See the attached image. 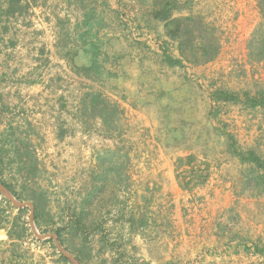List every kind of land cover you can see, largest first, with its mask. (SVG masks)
Masks as SVG:
<instances>
[{"label":"rangeland","instance_id":"374dc122","mask_svg":"<svg viewBox=\"0 0 264 264\" xmlns=\"http://www.w3.org/2000/svg\"><path fill=\"white\" fill-rule=\"evenodd\" d=\"M129 2L122 4L121 37L126 49L144 52L137 62L130 59L123 66L137 72H133L135 81L123 76L117 86L106 69L102 83L76 82L70 76L54 82L47 64L33 71V78L25 80L22 75L12 85L0 83L2 179L24 196L34 190L45 200L42 232L35 224L32 202L17 200L10 191L15 201L1 193L0 236L6 243L0 242V254H16L17 261L7 264H80L76 255L84 264H136L137 238L146 240L150 254H161L166 247L153 239L181 234L176 222L191 214H184L187 209L182 201L176 203L174 195H160L159 181L151 178L153 161L164 153L176 158L170 166L183 192L201 186L197 177L221 170L219 177L234 186L235 207L219 218V233L228 242L246 244L242 251L248 264H264V184L260 180L264 169L241 164L231 154L228 140L231 136L239 150L254 151L264 162V108L214 100L218 90L240 97L264 95V60L249 57V41L263 23L258 0H245L242 5L248 11L242 14L233 12L234 0L230 4L177 0L182 8L173 16L201 19L216 37L219 52L205 63L197 52L200 64L183 61L174 67L166 58L181 59L179 42L151 16L154 1ZM29 7L25 5V11ZM245 12L248 17L242 20ZM246 19L257 23L244 35L249 28L240 29ZM29 21L35 32L42 31L36 27L37 19L31 16ZM32 85L37 90H25ZM82 89L87 92L77 91ZM94 94L118 106L111 124L90 113L84 116L88 97ZM18 145L27 146L36 159L38 172L33 180L28 181L13 162ZM189 156L190 163L185 160ZM191 178L195 181L185 187ZM199 199L191 197L188 203L197 206ZM81 210L87 230L76 235L72 225ZM66 224L63 245L53 230Z\"/></svg>","mask_w":264,"mask_h":264},{"label":"crops","instance_id":"0c3cea01","mask_svg":"<svg viewBox=\"0 0 264 264\" xmlns=\"http://www.w3.org/2000/svg\"><path fill=\"white\" fill-rule=\"evenodd\" d=\"M222 1L230 4L233 0ZM244 1L234 0L233 4L237 6L233 8V12L242 14L243 11H248L242 5L245 4ZM124 2L130 3L129 0H24L20 8L28 4L29 9L12 12L8 1L0 0V83L12 85L22 75H26L25 80L33 78V71L44 68L47 64L56 77L54 82L70 76L76 82L89 84L101 80L99 82L102 83V79H107L106 69L111 71L107 75L115 78L117 86L121 84L123 76H129L132 82L135 81L137 72L130 67L127 71L123 66L130 59L131 62H137L141 57L140 53L144 52L138 50V54H135V50L132 52L125 48L120 28ZM245 14L246 17H242V20L248 17V13ZM31 16L37 19L36 27L42 31L33 30L29 21ZM256 23L257 20L250 22L246 19L239 29L249 28L243 33L249 34ZM248 25L251 26L246 27ZM163 52L164 56H168L166 49ZM134 57L136 59L133 60ZM152 58L149 57L150 60ZM27 66L31 68L30 74ZM92 67L94 70L90 69ZM34 86H27L25 90L35 89ZM77 91L87 92V89ZM175 160L172 155H158L153 161L156 168L151 171V178L159 181L160 195H174L176 203L182 201L181 206L187 209L183 210L184 214H191L177 220L176 227L181 234L171 237L158 234L159 238L152 240L163 243L166 247L161 254H150L144 245L146 240L137 238L139 252L134 254L136 264H248V256L242 251L246 244L238 240L228 242L218 230L219 218L235 207L233 184L225 183L222 176L219 177L220 170L216 174L211 172L208 183L195 187L191 193L183 192L174 182V171L170 164ZM191 197H199L200 204H189ZM235 211H238L237 208ZM3 240L1 235L0 242H4ZM14 255L0 254V264L17 261ZM115 264L121 263L116 261Z\"/></svg>","mask_w":264,"mask_h":264},{"label":"trees","instance_id":"16d2710c","mask_svg":"<svg viewBox=\"0 0 264 264\" xmlns=\"http://www.w3.org/2000/svg\"><path fill=\"white\" fill-rule=\"evenodd\" d=\"M9 4L10 11L22 10L20 4L24 0H7ZM155 5L151 16L158 23H163L167 29L168 36L179 42V52L181 59L173 60L170 57L166 58V63L170 67L182 66L183 61H195L200 64L201 62L205 63L213 59L219 52V46L216 42V37L213 33L207 28L203 21L199 18L192 17H180L175 18L173 13L175 11L181 10V6L178 4L177 0H153ZM259 9L263 16V23L255 30L252 35L251 40L249 41V57L257 61L264 60V0H258ZM175 27L173 30L170 28ZM198 43V46L196 45ZM200 53L202 61L199 62L196 56V53ZM94 70V68H90ZM88 105L85 104L83 113L84 116L87 113L91 114L92 118H101L105 124H111L116 118L117 113L119 112L118 106H110L106 100L100 94L90 95ZM214 100L216 102H226V103H244L251 108L263 107L264 108V95L251 97L249 94H245L240 97L237 94H231L223 90H218L214 93ZM229 148L232 155H234L241 164L253 165L256 168L264 169L263 160L254 152L248 151L243 152L238 149L236 141L229 136ZM15 159L14 163L18 165L19 171H22L26 175V179L33 180L38 172L36 159L33 157L32 152L29 151V148L26 146L24 149L21 145L14 146ZM26 158V160H24ZM192 157L189 156L185 160L189 163L192 161ZM183 159L179 160V165H182ZM3 165H4V156L3 148L0 145V184L3 185L8 191H10L13 196L20 201H29L32 202L34 206V220L37 228L44 232L43 222L45 214V200L42 194H36L31 190L28 196H24L23 193H18L12 186L5 183L2 179L3 174ZM209 178V174L204 176L197 177L198 185H204ZM185 180V178H182ZM264 184V179L260 178ZM27 181V182H28ZM193 178L185 184V187H189L193 184ZM26 189V186H24ZM1 196V193H0ZM23 211V210H21ZM79 214L76 220L73 221L72 229L77 235L79 233L85 232L87 227L83 223V217ZM69 227V224L65 226L54 228L53 234L57 237L61 244L64 245L63 233ZM261 253V251L258 250ZM263 253V252H262ZM65 263H68L69 260L63 255L61 257ZM76 260L80 264H84L80 255L75 256Z\"/></svg>","mask_w":264,"mask_h":264},{"label":"water","instance_id":"95a60500","mask_svg":"<svg viewBox=\"0 0 264 264\" xmlns=\"http://www.w3.org/2000/svg\"><path fill=\"white\" fill-rule=\"evenodd\" d=\"M0 193H2L4 196H6L9 199H12L13 201H15V199L12 197L11 193L3 186L0 184ZM19 207H22V204H18ZM33 210V208H32ZM33 213V211H32ZM72 262H75L71 257L67 256ZM75 264H77L75 262Z\"/></svg>","mask_w":264,"mask_h":264}]
</instances>
